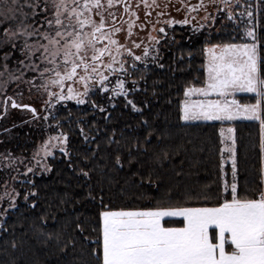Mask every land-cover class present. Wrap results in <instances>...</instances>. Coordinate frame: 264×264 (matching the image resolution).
<instances>
[{"label": "trees", "instance_id": "1", "mask_svg": "<svg viewBox=\"0 0 264 264\" xmlns=\"http://www.w3.org/2000/svg\"><path fill=\"white\" fill-rule=\"evenodd\" d=\"M257 19L258 70L264 79V11ZM242 29L231 21L208 34L175 27L157 64L131 70L124 94L95 91L84 103L57 107L50 120L66 135V148L52 154L46 173L19 182L14 206L0 214V264H102L104 210L215 207L232 198L233 183L240 198H257L264 190L260 122H230L234 178L232 167L222 165V123L181 119L185 90L204 81L203 46L240 43ZM236 99L254 103L257 96ZM26 123L0 131L7 139L17 130L11 146L25 156L38 139L24 131Z\"/></svg>", "mask_w": 264, "mask_h": 264}, {"label": "snow or ice", "instance_id": "2", "mask_svg": "<svg viewBox=\"0 0 264 264\" xmlns=\"http://www.w3.org/2000/svg\"><path fill=\"white\" fill-rule=\"evenodd\" d=\"M119 2L120 0H107L105 8L102 0H83V3L72 0L71 5L68 0H10L0 11V28L3 30L0 49L6 46L11 49L2 58L5 61V71L9 72L13 80L22 79L25 71L37 73L31 81L25 83L35 87L36 79H40L42 83L39 87L47 91L49 96L84 103L80 96L88 94L87 81L90 76L99 77L102 89L107 81V76L98 67L101 58L106 52L111 56L113 47L117 53L123 47L113 38L114 33L121 31L115 23L105 30L108 21L116 19L115 14L108 9ZM143 2L145 8L160 7L157 0H152L151 5L148 0ZM180 3L189 12L203 6L202 3L189 6L184 0H180ZM221 3L223 10L227 11V19L232 20L231 0H221ZM164 7L167 8L168 5L165 4ZM50 8H54L51 17L47 15ZM129 10L130 5L125 0L124 11ZM163 14V11L159 13ZM37 15L43 16L39 26L35 21ZM251 15L249 12L248 16ZM94 17H99V20ZM29 19L33 22L28 23ZM174 22L168 21L170 24ZM188 22L187 18L180 21L183 24ZM5 24L9 26L5 27ZM131 28L130 24L129 30ZM159 31L163 33L164 29L160 28ZM246 35L255 41L256 34L251 28L247 29ZM30 37L35 39L29 42ZM105 39L107 44L103 48L97 47L99 41ZM17 49L23 57L17 61L19 68L16 71L20 72L19 76L9 71L6 63L12 51ZM211 51L206 69V87L187 89L185 95L195 91L207 96L211 91L226 98L231 92L248 91L256 93V103L241 106L235 100L228 102L226 99L185 103L181 119L232 120L238 115L261 119L259 113L264 106V79H261L258 70L256 43L214 45ZM37 59L39 63H36ZM136 59L139 60L140 57ZM112 60H115V56H112ZM104 67L111 69L112 65L109 63ZM81 69L83 75L78 71ZM77 76L85 85L84 93L75 92L70 86L67 96L48 91L50 85L63 88L65 81H72ZM118 87L120 94H124L123 81H118ZM128 103L135 110V104L132 101ZM12 106L19 107L15 101H12ZM31 111L35 113V109ZM228 132L232 133L233 129L229 128ZM234 146L233 140V147L227 151L233 155L235 178ZM260 147L264 152V120H261ZM45 152L47 153V142ZM231 191L232 198L224 199L215 207L157 206L139 210L101 211L99 230L103 240L102 264H264V192L260 193L259 198H240L236 183L232 184ZM165 217H182L183 226L165 227L161 223ZM210 226H214L216 230L211 237ZM229 242L230 251L226 250Z\"/></svg>", "mask_w": 264, "mask_h": 264}, {"label": "rangeland", "instance_id": "3", "mask_svg": "<svg viewBox=\"0 0 264 264\" xmlns=\"http://www.w3.org/2000/svg\"><path fill=\"white\" fill-rule=\"evenodd\" d=\"M72 0H68V4L71 5ZM160 7H150L145 8L143 0H127L130 5L129 12H125V0H120L119 3H115V6L108 11L115 14L116 19L109 20L107 27H110L113 23L121 29L120 32L114 33L113 38L116 39L119 45L123 47L117 53L115 47H113L112 55L110 56L107 52L101 58V62L98 64L100 72L107 76V81L104 83V88H101L98 76H90L88 84V94L81 95L80 99L83 101L95 91L101 93H107L110 96L120 94V89L118 87V81H123L124 89L126 92L127 84L130 80L129 75H131V70L136 67H147L150 64H157L160 59V53L165 46L170 43L173 39V29L175 27H185L189 33H202L208 34L212 29L216 28L218 25L225 24L227 21H231L234 24L241 23L243 25V39L244 41L235 44H251L256 43L251 37L246 35L247 29L251 28L255 34L260 28L259 21L257 19V13L259 11H264V0H231V11L233 12V19H227V11L223 10L224 6L221 0H184L189 6L201 4L202 7L196 9L195 11L189 12L186 8L181 6L180 0H157ZM10 0H0V11L6 4H9ZM83 3V0H80ZM105 8H107V0H102ZM151 5L152 0H148ZM167 4L168 7L165 8L164 5ZM43 7V5H41ZM179 9V11H177ZM28 11V9H25ZM163 11V15L159 13ZM54 12V8H50L47 15L51 17ZM251 12V17L248 13ZM256 14L254 15V13ZM150 13V14H146ZM107 14V13H106ZM208 19H205V17ZM185 18L188 19L187 24L180 23ZM214 18V19H213ZM43 19L42 15H37L35 21L37 26L39 22ZM94 19L99 20V17H94ZM175 21L174 23H168V21ZM32 19L28 20V23H32ZM67 23V21H66ZM132 25L131 30H129V25ZM5 27L9 25L5 24ZM163 28L164 32H160L159 29ZM131 31V34H129ZM3 35V30L0 32V36ZM35 38L30 37L29 42H32ZM46 43V41H41ZM107 44V40L99 41L97 47L103 48ZM139 45V47H135ZM214 45H224V44H205L203 46L204 53V81L198 87H189L187 89H200L205 88L208 81L207 65L211 59L212 48ZM147 50V51H146ZM11 51L10 47H4L0 49V131L7 126H11L14 123L20 122V120H26L27 123L22 128L25 132H34L38 139L33 144L30 152L27 156L20 155L14 152L11 146L15 136L16 131L13 133L6 134L7 139L0 137V214L10 208L15 204L16 197L18 195L19 182H24L28 180L31 176L44 174L49 170L48 159L52 154L61 149L63 151L66 148V135L60 132L55 124L51 122L50 118L54 115L57 107L64 105L65 103H77L75 99L72 100H60L57 96H49L48 92L39 85L42 83L40 79H36L34 87L32 84L25 83V81H31L37 73L31 71H25L23 78L20 80L11 79L9 72H6L3 65L5 61L2 59L5 52ZM258 53V51H257ZM112 56H115V60H112ZM136 57H140L139 60ZM23 59L20 54L19 49L12 51L10 59L6 62L8 64L9 71L14 75L19 76L20 72L16 71L19 68L17 61ZM91 62V61H90ZM39 63V60H36ZM111 63V69L104 67ZM81 75H83V70H78ZM7 82V83H5ZM72 87L75 92L84 93L85 85L80 82L79 76L75 77L72 81H65V86L63 88L50 85L48 91L53 93H62L63 95H68V87ZM104 89H107L105 91ZM186 89V90H187ZM115 90V91H114ZM185 90V91H186ZM237 94H256L254 92L248 91H235L231 92L225 97L219 96L216 92L209 91L208 95L205 96L202 93L193 91L190 95L186 96L185 92L181 100V117L183 115L182 107L185 103L192 104L203 101H215V100H227L231 102L236 101L238 105H251L254 103H244L241 104L236 99ZM257 96V95H256ZM4 98H7L4 111L3 103ZM12 98L18 104H29L35 109V113L29 109H19L16 107H10V99ZM257 100V99H256ZM261 119L246 118L244 115H238L232 120H208V119H190L183 120L185 122H195V121H218L222 125L220 127L219 133L222 141L223 158L222 165L229 164L232 167L233 155L227 149L233 147V132L229 133L228 129L232 126L230 122L235 120H258L260 122V141H261V120H264V106H262L260 113ZM29 119V120H28ZM45 142H47V153L45 152ZM262 152V151H261ZM262 157L264 160V152H262ZM264 164V162H263ZM31 169V171H29ZM264 192V190L262 191ZM260 195V194H259ZM259 198V196L257 197ZM165 219H180L183 221L182 217H165ZM183 226V224H182ZM182 226H165V227H182ZM214 226H210L209 234L210 237L215 233ZM229 244H226V250ZM102 251H103V240H102ZM230 251V250H229Z\"/></svg>", "mask_w": 264, "mask_h": 264}, {"label": "water", "instance_id": "4", "mask_svg": "<svg viewBox=\"0 0 264 264\" xmlns=\"http://www.w3.org/2000/svg\"><path fill=\"white\" fill-rule=\"evenodd\" d=\"M9 99H10L9 106L13 107L12 106V101H14V100L12 98H9ZM6 101H7V98H4L3 111H4V107H5ZM16 104L19 105V107H16V108H19V109H29V110L33 109L32 105H29V104H18V103H16ZM24 105H27L28 107L25 108Z\"/></svg>", "mask_w": 264, "mask_h": 264}, {"label": "crops", "instance_id": "5", "mask_svg": "<svg viewBox=\"0 0 264 264\" xmlns=\"http://www.w3.org/2000/svg\"><path fill=\"white\" fill-rule=\"evenodd\" d=\"M263 162H264V160H263L262 152H261V163H262V166H264Z\"/></svg>", "mask_w": 264, "mask_h": 264}]
</instances>
